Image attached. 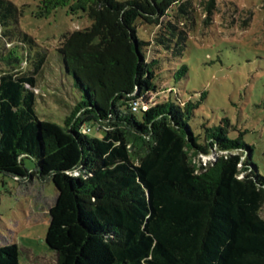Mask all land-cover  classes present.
I'll return each mask as SVG.
<instances>
[{"label": "trees", "instance_id": "1", "mask_svg": "<svg viewBox=\"0 0 264 264\" xmlns=\"http://www.w3.org/2000/svg\"><path fill=\"white\" fill-rule=\"evenodd\" d=\"M86 2L91 25L57 49V67L81 97L73 105L50 98L71 109L59 125L37 113L50 91L48 53L20 27L17 5L0 0V64L19 60L8 45L35 57L31 71L0 73V173L55 184L46 243L58 264H264V174L254 146L243 132L231 136L228 118L195 134L200 101L158 83L162 61L186 48L187 33L161 24L177 0ZM138 25L154 28L152 41ZM170 65L175 82L187 77L186 64ZM203 156L216 160L203 166ZM0 264H19L17 244L0 246Z\"/></svg>", "mask_w": 264, "mask_h": 264}, {"label": "rangeland", "instance_id": "2", "mask_svg": "<svg viewBox=\"0 0 264 264\" xmlns=\"http://www.w3.org/2000/svg\"><path fill=\"white\" fill-rule=\"evenodd\" d=\"M10 1L20 10V27L36 39L41 52L48 53L53 69L47 70L50 91L46 103L39 102L37 113L42 120L64 125L71 109L50 98L58 95L73 105L81 97L72 86V76L57 67L58 60L62 61L57 49L64 36L91 25L84 12L87 2L66 0V5L54 6L56 0ZM178 5L185 6L183 12ZM168 20L187 33L184 54L171 61L173 68L186 64L189 71L175 82L170 77L171 63L163 60L159 85L174 87L183 100L200 101L191 122L195 134L205 132L204 124L219 125L228 118L231 136L244 133L245 142L254 146L253 162L264 174V0H177L161 24ZM152 32L156 31L150 25L137 27L138 36L146 42L153 40ZM8 47L17 51L19 60L1 63L0 73L31 71L34 52L17 45ZM87 125L95 129L93 123ZM205 162L208 165L210 160ZM25 167L32 173L36 163L26 159ZM57 196V188L48 178L0 173V246L17 244L19 264H58L57 253L46 243L49 212Z\"/></svg>", "mask_w": 264, "mask_h": 264}, {"label": "built area", "instance_id": "3", "mask_svg": "<svg viewBox=\"0 0 264 264\" xmlns=\"http://www.w3.org/2000/svg\"><path fill=\"white\" fill-rule=\"evenodd\" d=\"M144 108H145V107H144ZM134 110H136V107L134 108ZM85 132H89V130H88V129H85ZM206 159L210 160V162H211L212 160H216L215 156H211V157L203 156L201 160L204 162V165H205V166H207V163L205 162Z\"/></svg>", "mask_w": 264, "mask_h": 264}]
</instances>
